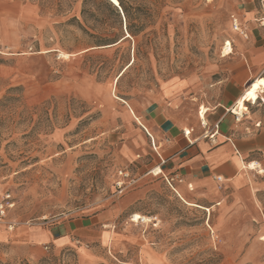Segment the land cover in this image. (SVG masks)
I'll return each mask as SVG.
<instances>
[{
  "label": "rangeland",
  "instance_id": "374dc122",
  "mask_svg": "<svg viewBox=\"0 0 264 264\" xmlns=\"http://www.w3.org/2000/svg\"><path fill=\"white\" fill-rule=\"evenodd\" d=\"M124 2L126 14L110 0H0V200L14 205L0 221V264H264V172L187 196L142 168L152 141L130 110L173 82L181 122L214 104L223 52L243 37L240 0ZM197 197L220 202L189 203ZM112 207L122 209L113 241L26 240Z\"/></svg>",
  "mask_w": 264,
  "mask_h": 264
},
{
  "label": "crops",
  "instance_id": "0c3cea01",
  "mask_svg": "<svg viewBox=\"0 0 264 264\" xmlns=\"http://www.w3.org/2000/svg\"><path fill=\"white\" fill-rule=\"evenodd\" d=\"M236 16L248 36L233 39V52L223 55L224 75L213 85L216 101L209 106L205 104L208 108L205 119L199 116L200 105L194 121L179 120L181 82H173L168 90L162 88L157 97L143 100L136 109L138 116L130 108L141 136L145 141L152 136L159 148L156 152L150 144L143 147L142 168L153 172L160 167L171 187V180L178 182L187 196L203 195L217 185H241L251 170L249 163L264 164V103L259 99L264 97V84L259 100L255 104L246 103L247 112L239 118L234 112L249 86L264 77V9L259 0H240ZM216 124L219 133L211 138ZM185 130H191L190 135L186 136ZM175 191L179 194L177 189ZM219 202L212 200L211 206H205L207 201L197 197L189 203L212 210ZM121 210L112 207L57 225L30 228L25 232L26 240L62 247L73 242H90L107 234L113 241L115 231L111 226L115 225Z\"/></svg>",
  "mask_w": 264,
  "mask_h": 264
},
{
  "label": "bare ground",
  "instance_id": "6f19581e",
  "mask_svg": "<svg viewBox=\"0 0 264 264\" xmlns=\"http://www.w3.org/2000/svg\"><path fill=\"white\" fill-rule=\"evenodd\" d=\"M115 6H118L117 8L120 7V3L118 0H110ZM120 9V8H119ZM130 37V35L128 34L125 38ZM233 52V48L231 45H228L226 47V50L223 52L224 55H229ZM263 89V85L260 83V81H255L254 83H252L249 88L245 91L244 95L239 99L237 106L234 108V112L240 116H242L245 112L248 111L246 103L248 102L249 99L252 100V102L255 104L257 99H258V95L262 92ZM251 93V95H250ZM208 112V108H206L205 106L201 107L199 116L202 119L206 118V113ZM249 167L251 170H260L261 173H263L264 171L261 169L260 164L256 163V162H251L249 163ZM163 171L160 167H157L154 169V174L155 175H160L162 174ZM153 219L151 217H146V216H140L139 214L135 213L132 215V221L136 222V223H140L142 222H150Z\"/></svg>",
  "mask_w": 264,
  "mask_h": 264
},
{
  "label": "built area",
  "instance_id": "2783aa9c",
  "mask_svg": "<svg viewBox=\"0 0 264 264\" xmlns=\"http://www.w3.org/2000/svg\"><path fill=\"white\" fill-rule=\"evenodd\" d=\"M232 22H233V28H234V30L235 31H238L244 38H247L248 35L246 33V30L244 29V27L240 23L238 17H236L235 15H233L232 16ZM259 99H260V101L262 103H264V97H260ZM236 115H237V118L240 117V115H238V114H236ZM213 130L214 131L212 132V134L210 136L211 138L215 137L219 133V125L216 124L214 126V129ZM184 132H185V135L187 136V135H190L191 130H189V131L185 130ZM151 140H152L153 149L156 152H158L159 148L157 147V145L155 143V140H154V138L152 136H151ZM129 176H130L129 173L128 172H125L124 170H121L119 172V179H118V181L116 183L117 186H118V188H120V189L123 188V186L125 185L127 179L129 178ZM218 180L221 181V178L219 177ZM10 199H11V195H6L3 200H0V221L6 217V211H7V209L12 208L14 206L13 203H11Z\"/></svg>",
  "mask_w": 264,
  "mask_h": 264
},
{
  "label": "trees",
  "instance_id": "16d2710c",
  "mask_svg": "<svg viewBox=\"0 0 264 264\" xmlns=\"http://www.w3.org/2000/svg\"><path fill=\"white\" fill-rule=\"evenodd\" d=\"M119 1V3H120V6H121V8H122V10H123V14L125 13H127V8H126V6H125V2H124V0H118ZM117 8V7H116ZM119 9V8H118ZM120 10V9H119ZM115 43H117V42H115Z\"/></svg>",
  "mask_w": 264,
  "mask_h": 264
},
{
  "label": "snow or ice",
  "instance_id": "6c2138e0",
  "mask_svg": "<svg viewBox=\"0 0 264 264\" xmlns=\"http://www.w3.org/2000/svg\"><path fill=\"white\" fill-rule=\"evenodd\" d=\"M260 83H261V84H264V81H261ZM250 95H251V93H250Z\"/></svg>",
  "mask_w": 264,
  "mask_h": 264
},
{
  "label": "water",
  "instance_id": "95a60500",
  "mask_svg": "<svg viewBox=\"0 0 264 264\" xmlns=\"http://www.w3.org/2000/svg\"><path fill=\"white\" fill-rule=\"evenodd\" d=\"M121 10V9H120Z\"/></svg>",
  "mask_w": 264,
  "mask_h": 264
}]
</instances>
